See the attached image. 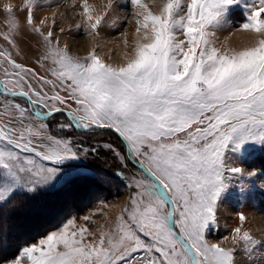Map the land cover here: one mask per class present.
Listing matches in <instances>:
<instances>
[{
    "label": "snow or ice",
    "instance_id": "1",
    "mask_svg": "<svg viewBox=\"0 0 264 264\" xmlns=\"http://www.w3.org/2000/svg\"><path fill=\"white\" fill-rule=\"evenodd\" d=\"M27 3L25 25L43 41L37 61L43 57L51 66L40 75L22 62L12 34L20 29L6 25L10 32L0 34L8 45L0 48V169L12 184L0 183V203L16 190L49 184L57 175L54 165L80 154L71 137L50 130L53 120L61 132L114 133L121 147H102L121 162L126 150L139 175L129 185L132 194L116 226L95 242L85 244L90 229L77 228L72 219L19 255H3L0 264H20V256L30 264H236L237 253L209 243L205 230L216 224L222 178L241 172L224 163L229 145L238 150L245 142H264V38L222 52L208 37L240 5L248 15L237 30L264 37V0L258 6L190 0L186 12L181 0H166L158 15L141 0H125V6L142 9L137 33L143 29L148 43L138 42L134 57L118 68L95 52L84 61L71 57L53 44V31L35 27L37 0ZM119 3L109 0V12ZM83 8L97 31L105 16L94 17L87 0ZM178 31L185 39L177 40ZM89 151L96 148L82 149ZM234 232L245 251L254 249L248 232L241 236L239 227ZM6 247L0 232V253Z\"/></svg>",
    "mask_w": 264,
    "mask_h": 264
},
{
    "label": "rangeland",
    "instance_id": "2",
    "mask_svg": "<svg viewBox=\"0 0 264 264\" xmlns=\"http://www.w3.org/2000/svg\"><path fill=\"white\" fill-rule=\"evenodd\" d=\"M84 2L85 0H37L35 27L41 29L45 34L48 31H53V44L58 42L59 48L66 49L74 59L84 61L95 52L102 62L116 68L125 65L129 59L134 57L138 42L148 43L143 39V29L137 33V20H143V17L138 15L142 9L131 5L125 6V0H120V3L109 12V0H87L94 17L105 16L101 26L94 32L90 29L89 22L84 15ZM141 3L147 5L153 14L158 15L166 0H141ZM188 3L190 0H181L185 12ZM246 3L250 6H258V0H246ZM8 5L12 7L11 13L6 11ZM27 7V0H0V34L10 32L6 25H18L20 31L12 34L19 40L16 50L19 53V59L27 66L35 68L40 75H46L51 66L50 61L45 62L43 57L39 62L37 61V56L43 52V41L40 36L33 34L32 29L25 25ZM105 13L108 14L105 15ZM247 15V9L243 5L229 10L228 23L222 30H215L208 37L218 50L222 52L242 50L254 45L260 38H264L256 33L237 30L247 22ZM53 25H55L54 28ZM128 38L129 40H127ZM176 38L177 40L185 39L179 31ZM7 47L8 45L0 38V48ZM42 63L44 67L40 66ZM57 119L63 122L62 116ZM50 130L57 136L71 137L74 144H77L74 150L80 151V154L75 159H66L62 163L54 165L57 175L49 184L37 187L32 192L14 191L6 202L0 203V209L4 205L6 206L15 195L52 192L56 189L62 191L59 195L51 194L52 205L55 207L69 206L71 191L70 189L67 191L66 186L72 182V179L82 178V176L98 178L99 184L104 186L106 192L101 193L100 199L90 200L92 204L82 212L74 213L63 219L56 229L41 234L37 238L35 237L36 239L32 238L33 240L16 250L12 256L19 255L23 248L37 244L48 234L59 231L72 219L75 220L77 228L87 227L90 229V234H86L84 243L95 242L99 239L102 231L109 232L116 226L117 217L132 194V188L129 185L132 183L133 177L139 175V167L132 163L126 150L124 153L126 159L121 162L102 147L103 143H111L117 149L121 147L120 141L114 133L102 131L84 133L76 130L61 132L55 127V120L52 121ZM90 146L95 147L96 152L89 151L84 154L82 149ZM263 152L264 142H245L240 145L238 150L235 149V144L229 145L225 152L224 163L240 168L241 172L229 173L222 178L223 190L216 200V224H209L205 230V239L209 243H218L221 247L232 249L237 253L236 264H264V171L252 158ZM81 178H78L79 181L74 183V191L79 184L86 183L87 188L90 187L92 182ZM0 183L12 184L10 175L4 169H0ZM97 185L93 184L95 187ZM9 208H6V211ZM23 214L21 217L18 213L19 216L14 218L11 216L8 218L6 213L3 214L6 219H0V225H2L0 232L4 234L5 238L9 236V229L11 235L21 233V230L26 235L28 231L43 224L41 216L27 218V215ZM241 215L245 217L244 221L240 220ZM85 216L89 217L87 221L84 219ZM31 218L32 220H30ZM237 227L241 229V236L244 232L249 233L255 241L254 249L249 246V251H245L242 247L243 242L235 239L234 230ZM20 264H30V262L26 256H20Z\"/></svg>",
    "mask_w": 264,
    "mask_h": 264
},
{
    "label": "trees",
    "instance_id": "3",
    "mask_svg": "<svg viewBox=\"0 0 264 264\" xmlns=\"http://www.w3.org/2000/svg\"><path fill=\"white\" fill-rule=\"evenodd\" d=\"M252 158L257 161L259 167L264 171V152L254 155ZM78 178H75L76 180L72 179V182L66 186V190L68 191L70 189L71 191H69V195H71L70 197H73H69V206L55 207L52 205L51 194L59 195L61 194L60 191H62H58V189H56L52 192L22 193L18 194L19 196L15 195V197L11 199L6 206L4 205L0 209V219H6L3 215L4 213H6V217L11 216L12 218L18 217V213L22 217V214L24 213L23 215H27V218L36 215H38V217L41 216L43 221V224L40 227L34 228L32 231H28V234L26 235L23 234V230H21V233L11 235V231L9 229V236L5 238L7 247L5 252L0 253V258H2L3 255L12 256L16 253V250H19V248L26 245V243H29L30 240H33L32 238H37L41 234H45L48 231L56 229L63 222V219L74 213L82 212L92 204V201L90 200L100 199V196H102L101 193L106 192L104 186L101 183L99 184V180H97L98 178H88L86 176H82L81 179H87L89 182L98 185L95 187L92 183H90V187L87 188V184L83 183L79 184L77 189L74 191V183L79 181ZM8 207L10 208L6 211V208ZM30 220H32V218ZM1 229L2 225H0V230Z\"/></svg>",
    "mask_w": 264,
    "mask_h": 264
},
{
    "label": "water",
    "instance_id": "4",
    "mask_svg": "<svg viewBox=\"0 0 264 264\" xmlns=\"http://www.w3.org/2000/svg\"><path fill=\"white\" fill-rule=\"evenodd\" d=\"M129 159L132 161V163H134L137 167L138 165L136 164L135 160L132 158L131 154L127 153Z\"/></svg>",
    "mask_w": 264,
    "mask_h": 264
},
{
    "label": "bare ground",
    "instance_id": "5",
    "mask_svg": "<svg viewBox=\"0 0 264 264\" xmlns=\"http://www.w3.org/2000/svg\"><path fill=\"white\" fill-rule=\"evenodd\" d=\"M237 34H238V32H237ZM238 35H240V34H238ZM127 37V36H126ZM127 40H129V38L127 39ZM124 46H126V45H124ZM127 47V46H126ZM124 53V52H123ZM125 54V53H124Z\"/></svg>",
    "mask_w": 264,
    "mask_h": 264
},
{
    "label": "clouds",
    "instance_id": "6",
    "mask_svg": "<svg viewBox=\"0 0 264 264\" xmlns=\"http://www.w3.org/2000/svg\"><path fill=\"white\" fill-rule=\"evenodd\" d=\"M212 243H215V242H212Z\"/></svg>",
    "mask_w": 264,
    "mask_h": 264
}]
</instances>
